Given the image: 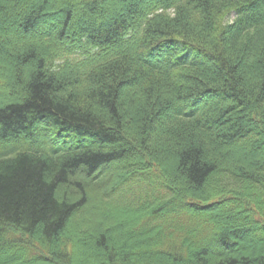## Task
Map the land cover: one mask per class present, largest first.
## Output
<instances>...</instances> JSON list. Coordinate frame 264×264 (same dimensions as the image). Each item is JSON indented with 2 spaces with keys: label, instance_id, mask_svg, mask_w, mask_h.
Masks as SVG:
<instances>
[{
  "label": "trees",
  "instance_id": "obj_1",
  "mask_svg": "<svg viewBox=\"0 0 264 264\" xmlns=\"http://www.w3.org/2000/svg\"><path fill=\"white\" fill-rule=\"evenodd\" d=\"M128 1L0 0V264H264V0Z\"/></svg>",
  "mask_w": 264,
  "mask_h": 264
},
{
  "label": "rangeland",
  "instance_id": "obj_2",
  "mask_svg": "<svg viewBox=\"0 0 264 264\" xmlns=\"http://www.w3.org/2000/svg\"><path fill=\"white\" fill-rule=\"evenodd\" d=\"M132 1H137V0H129L128 1V3L127 4H129L130 2H132ZM119 7V6H118ZM120 7H122V6H120ZM8 63H9V61H7ZM9 67H11V64L9 63ZM10 69V68H9ZM12 69V68H11ZM17 74V73H16ZM18 75V74H17ZM13 90H14V92H13V94H12V96L13 97H18V96H20V94L22 93V89L19 87V85H14V87H13ZM1 99H3V98H1ZM0 99V105L1 104H3L4 103V101L3 100H1ZM10 144V145H9ZM8 145L9 146H11V147H17L18 146V143H16V142H10ZM247 245H250L249 243H247ZM245 246H246V243H245ZM246 248H247V246H246ZM257 249H258V245L256 246V249L254 250L255 252V254H256V251H257Z\"/></svg>",
  "mask_w": 264,
  "mask_h": 264
}]
</instances>
